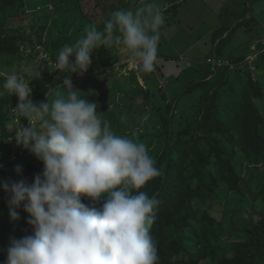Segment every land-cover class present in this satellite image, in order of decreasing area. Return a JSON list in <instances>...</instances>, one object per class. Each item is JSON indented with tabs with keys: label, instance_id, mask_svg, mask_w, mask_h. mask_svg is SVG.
Returning <instances> with one entry per match:
<instances>
[{
	"label": "trees",
	"instance_id": "trees-1",
	"mask_svg": "<svg viewBox=\"0 0 264 264\" xmlns=\"http://www.w3.org/2000/svg\"><path fill=\"white\" fill-rule=\"evenodd\" d=\"M168 1L176 0H156L163 14L171 13L166 23L176 19L177 8L189 0L163 7ZM263 1L222 2L219 13L211 12L218 22L196 39L209 46L204 55H196L198 45L192 55L188 50L176 56L158 51L157 58L182 67L173 80L178 85L175 94L161 85L158 62L154 71L141 75L137 68L120 75L108 70L95 73L106 65L108 50L103 47L91 56L89 77L72 75L75 91L98 104L97 111L114 132L145 143L162 172L140 190L159 201L150 229L157 244V264H264V9L259 8ZM131 4L0 0V85L4 74L14 68L19 71L38 55L39 63L45 64L40 76L20 74L31 81L33 101L45 102L48 88L66 75L55 80L51 71L50 62L62 47L74 45L92 23L103 31L110 13L128 10ZM248 28L252 35L239 36ZM248 51L255 53L252 61L246 58ZM83 80L93 90L86 89ZM138 96L145 100L142 107L136 105ZM18 103L15 95L0 97V183L21 179L31 183L43 170L41 161L9 140L20 123L29 126L11 111L10 106ZM16 165L22 166L20 175L14 171ZM8 211L7 195L0 188V264H6L10 238L21 239L32 232L22 207L15 222Z\"/></svg>",
	"mask_w": 264,
	"mask_h": 264
},
{
	"label": "clouds",
	"instance_id": "clouds-1",
	"mask_svg": "<svg viewBox=\"0 0 264 264\" xmlns=\"http://www.w3.org/2000/svg\"><path fill=\"white\" fill-rule=\"evenodd\" d=\"M164 22L156 0H140L134 10L110 13L103 31L96 23L88 25L74 45L63 46L50 62L51 71L66 75L48 88L47 102L33 101L31 81L20 74L31 73L30 65L4 74L0 97L17 96L11 111L29 124L20 123L9 140L43 163L31 183H0L10 221L21 218L22 207L32 229L21 239L10 238L6 264H157L150 229L159 201L140 190L162 172L145 143L114 132L98 104L73 91L72 75L83 76L101 47L119 49L133 67L151 73ZM158 76L167 88V78ZM22 170L15 166L17 175Z\"/></svg>",
	"mask_w": 264,
	"mask_h": 264
},
{
	"label": "rangeland",
	"instance_id": "rangeland-1",
	"mask_svg": "<svg viewBox=\"0 0 264 264\" xmlns=\"http://www.w3.org/2000/svg\"><path fill=\"white\" fill-rule=\"evenodd\" d=\"M176 1H181V0H176ZM176 1H173V2L168 1L167 3H165V6L163 7H167L169 5H172L173 3L175 4ZM231 1L232 0H189L186 4L182 5V7L177 8V11L174 16V18L176 19H169L168 23L164 22L165 30L161 32V37L159 41L161 43V46L158 47V51L163 52V54L165 52H168L169 54H171V56H176L179 53L183 51L185 52L187 50L189 51L188 52L189 55L195 54L196 45L199 46L203 44L202 39H199L196 42L197 37L200 34H201L200 36H202L203 32H207L206 30L209 27L214 26L218 22L215 14H210V13L211 12L219 13L220 10L222 9L221 7L222 2H231ZM124 2L132 3L128 9H132L134 7L136 8V6L140 4L139 0H124ZM203 7H205V9H203ZM259 8L264 9V1L259 4ZM166 15L170 16L171 13L170 12L169 14L165 13L164 17H166ZM203 20L205 21L204 25H202L203 23H201L203 22ZM22 24L26 26L28 24V20H24ZM166 24L168 25L166 26ZM26 29L28 31L29 27L26 26ZM244 32L245 34L247 33V35L253 34L252 28H248L243 32L242 31L239 32V36L243 37L244 39H246L247 37V36L244 37ZM254 44L255 42L250 46V50L253 49ZM116 53H118L117 48L108 50L107 56H105L107 58L105 60L106 65L101 67L100 69H96L95 73L108 70V73L113 72V73H117L118 75H120L122 71H128L131 68H133V65H131L128 62L127 58H125L126 54L122 53L118 55L119 53L118 54ZM247 54H250V55H248V57L246 58L252 61V59H254L255 53L248 51ZM117 56L119 57L120 60L115 62L113 58ZM39 62H40V56L35 55L34 59L29 64L32 68V72L28 73L30 76L36 77L37 73L39 72L41 74V71L43 69L42 67L45 66V64L41 65ZM120 64H124V66H122V68L118 67V65ZM141 72L142 71H140V75H141ZM57 74L58 75L55 76L56 72L54 73L53 78L55 80H58L64 77L63 73L61 72H57ZM89 75H90V72H86L81 77H89ZM74 79L75 78L72 77L73 87H76L77 84L74 83ZM62 81H60V83H62ZM86 82L87 81L83 80V83L86 85V89L93 90L92 84L88 82L86 83ZM140 82L142 83L143 81L140 80ZM76 88H74L73 91H75ZM167 89H168L167 93H169L170 95L175 94L178 90V85L174 83L173 80H171L170 85L169 87H167ZM39 94L40 93L37 91V94L35 96H39ZM43 99L45 100V102H47L46 95H44ZM51 99L53 98L50 97V102H51ZM84 99L88 100V98H86L85 96H84ZM136 101H137L136 105H138L139 107H142V103H144L145 100H143L141 96H138V99Z\"/></svg>",
	"mask_w": 264,
	"mask_h": 264
},
{
	"label": "crops",
	"instance_id": "crops-1",
	"mask_svg": "<svg viewBox=\"0 0 264 264\" xmlns=\"http://www.w3.org/2000/svg\"><path fill=\"white\" fill-rule=\"evenodd\" d=\"M205 45H206V43L205 44L203 43L202 45H199L200 49L197 50L198 54H196V55H204V53H206V51L208 50L209 46L208 45L205 46ZM202 50H204V52ZM199 53H201V54H199ZM164 61L165 60L162 57L157 58V62L161 66V73L163 74L164 77L167 78V87H169L170 81L174 80L179 75L182 67L176 66L172 61L171 62H164ZM157 75H158V72H157Z\"/></svg>",
	"mask_w": 264,
	"mask_h": 264
},
{
	"label": "built area",
	"instance_id": "built-area-1",
	"mask_svg": "<svg viewBox=\"0 0 264 264\" xmlns=\"http://www.w3.org/2000/svg\"><path fill=\"white\" fill-rule=\"evenodd\" d=\"M216 63H217V65H219L220 64V62H218V61H216ZM133 68H135V67H133ZM136 69V68H135Z\"/></svg>",
	"mask_w": 264,
	"mask_h": 264
},
{
	"label": "water",
	"instance_id": "water-1",
	"mask_svg": "<svg viewBox=\"0 0 264 264\" xmlns=\"http://www.w3.org/2000/svg\"><path fill=\"white\" fill-rule=\"evenodd\" d=\"M76 88V87H73V89Z\"/></svg>",
	"mask_w": 264,
	"mask_h": 264
}]
</instances>
